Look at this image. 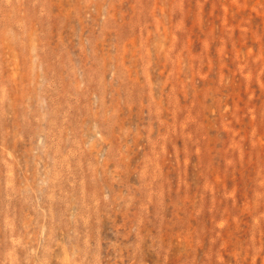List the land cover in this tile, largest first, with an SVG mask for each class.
<instances>
[{"label":"rangeland","instance_id":"obj_1","mask_svg":"<svg viewBox=\"0 0 264 264\" xmlns=\"http://www.w3.org/2000/svg\"><path fill=\"white\" fill-rule=\"evenodd\" d=\"M0 264H264V0H0Z\"/></svg>","mask_w":264,"mask_h":264}]
</instances>
